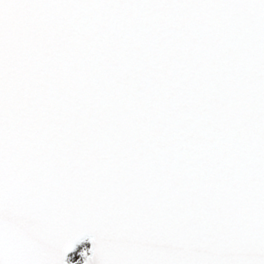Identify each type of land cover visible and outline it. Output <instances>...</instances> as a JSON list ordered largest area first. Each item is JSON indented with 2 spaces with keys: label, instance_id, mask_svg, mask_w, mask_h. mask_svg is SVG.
<instances>
[{
  "label": "snow or ice",
  "instance_id": "snow-or-ice-1",
  "mask_svg": "<svg viewBox=\"0 0 264 264\" xmlns=\"http://www.w3.org/2000/svg\"><path fill=\"white\" fill-rule=\"evenodd\" d=\"M0 264H264V0H0Z\"/></svg>",
  "mask_w": 264,
  "mask_h": 264
}]
</instances>
